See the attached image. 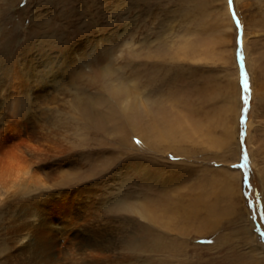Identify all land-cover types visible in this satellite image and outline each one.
Returning <instances> with one entry per match:
<instances>
[{"label": "rangeland", "instance_id": "obj_1", "mask_svg": "<svg viewBox=\"0 0 264 264\" xmlns=\"http://www.w3.org/2000/svg\"><path fill=\"white\" fill-rule=\"evenodd\" d=\"M0 130V264H264V0H0Z\"/></svg>", "mask_w": 264, "mask_h": 264}, {"label": "bare ground", "instance_id": "obj_2", "mask_svg": "<svg viewBox=\"0 0 264 264\" xmlns=\"http://www.w3.org/2000/svg\"><path fill=\"white\" fill-rule=\"evenodd\" d=\"M235 3H237V2H235ZM225 8H226V7H225ZM225 11H226V14H227V17H226V18H228L230 24H232L233 22H232V19H231L230 15H229L228 9L226 8ZM223 15H224V14H223ZM243 20H244V19H243ZM219 23H220V21H219ZM232 25H233V24H232ZM242 27H243V26H242ZM235 29H236V27H235ZM254 29H258V28H254ZM254 29H253V31H254ZM207 30H208V28H207ZM227 30H228V32L231 31V30L229 31V29H226V31H227ZM205 31H206V29H205ZM232 32H234L233 29H232ZM250 33H252V32H250ZM227 34H228V33H227ZM229 34H230V33H229ZM244 34H245V36H248L247 33L244 32ZM246 34H247V35H246ZM235 35H236V34H234V36H235ZM242 35H243V34H242ZM232 36H233V34H232ZM243 36H244V35H243ZM243 36H241V37H243ZM245 36H244V38L242 39V43H243V44L246 43V37H245ZM233 41H234V40H233ZM248 41H249V40H248ZM206 43H209V42L206 41ZM248 43H249V42H248ZM209 44H211V43H209ZM200 47H201V46H200ZM204 47H205V44H204ZM204 47H203V49H204ZM198 48H199V47H198ZM201 48H202V47H201ZM207 48H208V44H207V46H206V49H207ZM246 49H247V48H246ZM207 50H208V49H207ZM209 50H210V48H209ZM233 50H234V52H235V49H233ZM246 51H247V50H246ZM203 53H204V52H203ZM203 53H202L201 55L205 56ZM206 53H207V52H206ZM206 53H205V54H206ZM246 53H247V52H246ZM246 53H245V55H246ZM199 55H200V54H199ZM246 56H248V55H246ZM249 57H250V56H249ZM200 58H201V56H199V59H200ZM202 58H203V57H202ZM205 59H206V58H205ZM245 61H246V60H245ZM235 65H236V63H235ZM236 66H237V65H236ZM249 67H251V65H250ZM250 69H251V68H250ZM236 70H237V68H236ZM252 76H253V75H252ZM253 78H254V77H253ZM252 84H253V83H252ZM253 86H254V84H253ZM253 86H252V88H253ZM174 90H175V89H174ZM177 90H178V89H177ZM252 90H253V89H252ZM159 91H160V90H159ZM168 91H169V90H168ZM152 92H153V91H152ZM179 92H180V91H179ZM252 92H254V93H255L254 95H256V92H255L254 90L251 91V95L253 94ZM170 93H171V92H170ZM145 94H146V93H145ZM165 95H166V94H165ZM165 95H164V96H165ZM10 96H11V95H10ZM13 96H14V94H13ZM162 96H163V93H162ZM14 97H15V96H14ZM165 97H166V96H165ZM168 97H169V96H168ZM168 97H167V98H168ZM172 97H173V96H172ZM252 97H253V96H252ZM9 98H10V97H9ZM169 98H170V97H169ZM174 98H175V97H174ZM142 99H143V100H144V99H147V97L145 98V96H144ZM15 100H16V99H15ZM166 100H168V99H166ZM170 100H171V98H170ZM172 100H173V99H172ZM160 101H161V99H160ZM162 101H163V100H162ZM162 101H161V102H162ZM10 102H11V101H10ZM148 102H149V101H148ZM155 102H157V101H155ZM158 102H159V100H158ZM164 102H166V101L164 100ZM164 102H163V103H164ZM167 102H168V101H167ZM172 102H173V101H172ZM14 103H15V102H14ZM153 103H154V102H153ZM159 103H160V102H159ZM159 103H157V105H158ZM163 103H162V105H163ZM169 103H171V102H169ZM12 104H13V100H12ZM151 104H152V103H150V105H151ZM160 104H161V103H160ZM186 104H187V103H186ZM230 104H231V103H230ZM14 105H15V104H14ZM157 105H155V107L160 111L161 109L158 108V107H160V106L157 107ZM164 105H165V104H164ZM164 105H163V106H164ZM163 106H161V107H163ZM165 106H166V105H165ZM170 106H171V105H170ZM170 106H169V107H170ZM253 106H254V105H253ZM14 107H15V106H14ZM147 107H148V106H147ZM153 107H154V105H153ZM167 107H168V106H167ZM197 107H198V106H197ZM231 107H232V106H231ZM233 107H234V105H233ZM156 108H153V109H156ZM164 109H165V108H164ZM164 109H163V110H164ZM166 109H167V108H166ZM252 109H254V108L252 107ZM197 110H198V109H197ZM147 111H150V110H147ZM152 111H153V110H152ZM155 111H156V110H155ZM166 111H167V110H166ZM168 111H169V110H168ZM171 111H172V110H171ZM192 111H193V110H192ZM199 111H200V110H199ZM157 112H158V111H157ZM164 112H165V111H164ZM164 112L161 113L162 118H163V117H166L168 114H169V115L171 114V113L166 112L167 115H162V114H165ZM169 112H170V111H169ZM172 112H173V111H172ZM197 112H198V111H197ZM89 113H90V112H89ZM152 113H153V112H152ZM152 113H150V114H152ZM154 113H155V112H154ZM154 113H153V114H154ZM87 114H88V113H87ZM87 114H86V115H87ZM93 114H94V113H93ZM93 114H92V115H93ZM95 114H96V113H95ZM150 114H149V115H150ZM153 114H152V115H153ZM156 114H157V113H156ZM156 114H154V115H156ZM158 114H159V112H158ZM181 114H182V113H181ZM199 114H200V112H199ZM199 114H198V116H199ZM238 114H239V113H238ZM250 114H251V111H250ZM250 114H249V116H250ZM147 115H148V114H147ZM149 115H148V116H149ZM251 116H253V115H251ZM150 117H151V116H150ZM155 117H158V116L156 115ZM167 117H168V116H167ZM173 117H174V116H173ZM175 117H176V116H175ZM175 117H174V118H175ZM194 117H195V116H194ZM202 117H203V116H202ZM205 117H206V116H205ZM207 117L210 119L209 115H207ZM147 118H148V117H146L145 119L147 120ZM162 118H161V119H162ZM174 118H173V119H174ZM180 118H181V117H180ZM149 119H150V118H148V120H149ZM153 119H154V118H153ZM158 119H160V118L158 117ZM165 119H166V118H164V120H165ZM175 119H177V117H176ZM175 119H174V120H175ZM209 119H207V120H209ZM156 120H157V119H156ZM156 120H155V121H156ZM179 120H180V119H179ZM185 120H186V119H185ZM190 120H191V119H190ZM202 120H203V119H202ZM211 120H212V119H211ZM167 121H168V120H167ZM176 121H177V120H176ZM203 121H204V120H203ZM203 121H202V122H203ZM215 121H216V120H215ZM254 121H255V120L252 119V118L247 119V121H246L247 134H249V133L251 132L250 130L253 129V127H254ZM152 122H154V120H153ZM152 122H151V123H152ZM172 122H173V121H172ZM204 122H205V121H204ZM212 122H213V121H212ZM216 122H217V121H216ZM216 122H215V123H216ZM140 123H142V122H140ZM145 123H146V122H145ZM154 123H156V122H154ZM154 123H152V124H154ZM160 123H162V121L159 122V125H160ZM180 123H182V121H181ZM180 123H179V124H180ZM183 123H185V121H184ZM210 123H211V122H210ZM213 123H214V122H213ZM152 124H150V125H152ZM166 124H167V123H166ZM168 124H169V123H168ZM185 124H186V123H185ZM222 124H223V122H222L221 125H219V126H222ZM255 124H256V123H255ZM13 125H14V123H13ZM159 125H157V126L160 127ZM182 125H183V124H182ZM182 125H181V126H182ZM202 125H203V124H202ZM206 125H207V124H206ZM208 125H209V124H208ZM210 125H211V124H210ZM210 125H209V126H210ZM214 125H215V124H214ZM146 126H147V125H146ZM184 126H185V125H184ZM191 126H192V125H191ZM228 126H229V125H228ZM148 127H149V125H148ZM158 127H157V128H158ZM173 127H175L174 124H173ZM204 127H205V126H204ZM223 127H224V125H223ZM7 128H8V127H7ZM12 128H13V127H12ZM12 128H11V129H12ZM14 128H15L14 130H15V132H16V129H17V128H16V127H14ZM135 128H136V127H135ZM178 128H179V127H178ZM184 128H185V127H184ZM215 128H216V126H215ZM136 129H137V128H136ZM150 129H151V127H150ZM182 129H183V127H182ZM187 129H188V128H187ZM207 129H208V127H207ZM225 129H230V128H226V127H225ZM140 130H141V129H140ZM143 130H144V129H143ZM152 130H153V127H152ZM170 130H171V129H170ZM209 130H210V132L213 131V130L211 131L210 127H209ZM253 130H254V129H253ZM0 131H2V130H0ZM162 131H163V130H162ZM176 131H177V130L175 129V132H176ZM178 131H179V130H178ZM182 131H184V130H182ZM237 131H238V130H237ZM3 132H4V131H3ZM185 132H186V131H185ZM150 133H151V132H150ZM164 133H165V132H164ZM172 133H173V132H172ZM179 133H180V132H179ZM183 133H184V132H183ZM251 133H252V132H251ZM7 134H8V133H7ZM16 134H17V133H16ZM18 134H19V133H18ZM20 134H21V133H20ZM170 134H171V133H170ZM198 134H199V132H198ZM206 134H208V133H206ZM212 134H213V133H212ZM225 134H226V133H225ZM252 134H253V133H252ZM3 135H4V134H3L2 132H0V138H1ZM160 135H161V134H160ZM172 135H173V134H172ZM209 135H210V137H211V134H209ZM209 135H208V137H209ZM237 135H238V134H237ZM253 135H254V134H253ZM9 136H10V135H9ZM145 136H146V135H145ZM214 136H215V135H214ZM214 136H213V137H214ZM221 136H222V135H221ZM224 136H225V135H224ZM149 137H150V136H149ZM170 137H171V136H170ZM184 137H186V136H184ZM206 137H207V136H206ZM222 137H223V136H222ZM225 137H226V136H225ZM225 137H224V138H225ZM247 137H249V136L247 135ZM15 138H16V136H15ZM196 138H197V137H196ZM199 138H201V135H200ZM204 138H205V137H204ZM214 138H215V137H214ZM214 138H213V139H214ZM252 138H253V137H252ZM181 139H182V138H181ZM183 139H184V138H183ZM187 139H188V137H187ZM191 139H192V138H191ZM211 139H212V138H211ZM219 139H220V138H219ZM230 139H231V138H230ZM150 140H151V139H150ZM185 140H186V139H185ZM194 140H195V139H194ZM208 140H209V138H208ZM214 140L217 141L216 139H214ZM252 140H253V139H252ZM14 141H15V140H14ZM153 141H154V140H153ZM186 141H187V140H186ZM211 141H212V140H211ZM224 141H225V140H224ZM247 141H248V138H247ZM167 142H168V141H167ZM188 142H189V141H188ZM209 142H210V141H209ZM212 142H213V141H212ZM212 142H210V143H212ZM222 142H223V141H222ZM222 142H221V143H222ZM228 142H229V141H228ZM148 143H149V142H148ZM219 144H220V143H219ZM253 144H254V143H253ZM159 145H160V144H159ZM163 145H164V144H163ZM163 145H162V146H163ZM180 145H181V144H180ZM230 145H231V143H230ZM249 145H250V144H249ZM255 145H256V144H255ZM176 146H177V145H176ZM228 146H229V145H228ZM250 146H251V145H250ZM146 147H147V146H146ZM172 147H173V146H172ZM230 147H231V146H230ZM259 147H260V145H259ZM259 147H258V148H259ZM261 147H262V146H261ZM166 148H168V146H167ZM182 148H183V147H182ZM148 149H149V148H148ZM173 149H174V148H173ZM175 149H176V148H175ZM180 149H181V148H180ZM184 149H185V148H184ZM165 150H166V149H165ZM165 150H164V151H165ZM178 150H179V148L176 149V152H177ZM182 150H183V149H182ZM12 151H13V150H12ZM14 151H15V150H14ZM17 151L20 152L19 157H21V151H20V150H17ZM184 151H185V150H184ZM256 151H257V150H255V152H256ZM15 152H16V151H15ZM18 152H17V153H18ZM29 152H30V151H29ZM31 152H33V151H31ZM253 152H254V151H253ZM259 152H260V151H259ZM17 153H16V154H17ZM158 153H159V152H158ZM13 154H14V153H13ZM18 154H19V153H18ZM30 154H31V153H30ZM168 154H169V153H168ZM179 154H180V153H179ZM182 154H183V153H182ZM237 154H238V152H237ZM14 155H15V154H14ZM23 155H24V154H23ZM254 155H255V154H254ZM254 155H253V156H254ZM257 155H259V153H258ZM178 156H179V155H178ZM251 156H252V155H251ZM255 156H256V155H255ZM263 156H264V155H263ZM20 159H24L23 161H25L26 158H20ZM30 159H31V158H30ZM255 159H256V158H254V160H255ZM28 160H29V159L27 158L26 161H28ZM262 160H263V159H262ZM8 161H10L9 164H4V163L0 164V179L2 180V183H4V184H6V183H8V184H16V182L18 181V183L20 182V183L25 184L26 182H28V180H29V181L31 180V181H33V182H35V181H38V182H39V176H40V175L38 174V175H39V176H38L37 174H33V173L31 174L30 172H28V173H30V176H26V177L24 176L22 179H20V178H19V173H20V171H21V168H23V167L25 166L24 163H23V162H18L19 159H18V161H16L13 157H10V158L8 159ZM30 161H31V160H29L28 162H30ZM31 162H32V161H31ZM31 162H30V163H31ZM263 162H264V161H263ZM6 163H7V162H6ZM228 163H229V162H228ZM256 163H257V161H256ZM29 166H31V165H29ZM162 166H163V165H162ZM162 166H161V167H162ZM262 166H264V165H262ZM166 168H167V167H166ZM166 168H165V169H166ZM145 169H146V168H145ZM260 169H261V168H260ZM228 170H229V169H228ZM228 170H227V171H228ZM236 170H237V169H236ZM159 171H160V169H159ZM162 171H163V170H162ZM227 171H226V172H227ZM230 171H231V170H230ZM23 172H24V171H23ZM34 172H35V171H34ZM38 172H39V171H38ZM144 172H145V171H144ZM228 172H229V171H228ZM231 172H232V171H231ZM231 172H230V173H231ZM234 172H236V171H234ZM234 172H233V175H234ZM261 172H262V171H261ZM147 173H148V172H147ZM166 173H167V172H166ZM262 173H264V171H263ZM25 174H26V173H25ZM157 174H158V173H157ZM223 174H224V173H223ZM237 174H238V172L235 173V175H237ZM240 174H241V173H240ZM148 175H149V174H148ZM163 175H165V174H163ZM228 175H229V174H228ZM230 175H232V174H230ZM230 175H229V176H230ZM235 175H234V176H235ZM262 175H263V174H262ZM262 175H261V176H262ZM174 176H175V175H174ZM226 176H227V174H226ZM234 176H233V177H234ZM35 177H36V178H35ZM160 177H163V176H160ZM172 177H173V176H172ZM184 177H185V176H184ZM231 177H232V176H231ZM235 177H236V176H235ZM181 178H182V177H181ZM237 178H238V177H237ZM239 178H240V177H239ZM159 179H160V178H159ZM261 179H262V178H261ZM146 180H147V179H146ZM168 180H169V179H168ZM231 180H233V179H231ZM234 180H235V179H234ZM238 180H239V179H238ZM238 180H237V181H238ZM31 181H30V182H31ZM42 181H43V180H42ZM225 181H226L225 183H226V186H227V182H228L227 179H226ZM262 181H264V180H262ZM145 182H146V181H145ZM168 182H169V181H168ZM234 182H235V181H234ZM155 183H156V182H155ZM166 183H167V182H166ZM174 183H175V182H174ZM176 183H177V182H176ZM232 183H233V182H232ZM170 184H171V183H170ZM235 184H236V183H235ZM19 185H20V184H19ZM40 185H41V183H40ZM175 185H176V184H175ZM167 186H168V185H167ZM263 186H264V185H263ZM160 187H161V186H160ZM162 188H163V187H162ZM175 188H176V187H175ZM168 189H169V188H168ZM181 189H182V188H181ZM235 189H236V188H235ZM176 190H177V189H176ZM165 191H166V190H165ZM240 191H241V190H240ZM171 192H172V191H171ZM232 192H233V191H232ZM161 193H162V192H161ZM234 193H235V192H234ZM236 193H237V192H236ZM239 193H240V192H239ZM24 194H25V193H24ZM28 195H29V194H28ZM175 196H176V195H175ZM22 197H23V196H22ZM32 197H33V195H32ZM24 199H26V198H24ZM31 199L33 200V198H31ZM33 201H34V200H33ZM25 202H26V201H25ZM27 202H30V201H28V199H27ZM33 203H34V202H33ZM25 204H26V203H25ZM29 206H30V205L28 204V207H29ZM26 208H27V207H26ZM31 208H33V207L31 206ZM27 209H28V208H27ZM160 209H161V208H160ZM249 210H250V209H249ZM162 211H163V210H162ZM30 212H31V211H30ZM28 213H29V212H28ZM34 216H35V215H34ZM39 216H40V215H39ZM41 216H42V215H41ZM67 216H68V215H67ZM250 216H251V214H250ZM37 217H38V216H37ZM42 218H43V217H42ZM42 218H41V220H42ZM47 218H48V217H47ZM43 219H44V218H43ZM74 219H76V218H74ZM155 219H156V218H155ZM50 220H51V219H50ZM50 220H49V221H50ZM58 220H59V219H58ZM47 221H48V220H47ZM74 221H75V220H74ZM13 222H14V221H13ZM42 222H44V221H42ZM45 222H46V221H45ZM71 223H73V222H72V218H71ZM40 224H41V221H40ZM44 224H45V223H43V226H45ZM251 224H252V223H251ZM41 225H42V224H41ZM34 226H35V225H34ZM37 226H38V225H37ZM47 226L50 227V225H48V224H47ZM47 226H46V227H47ZM55 226H56V225H55ZM204 226H205V225H204ZM208 226H209V225H208ZM41 227H42V226H41ZM51 227H52V226H51ZM198 227H199V225H198ZM198 227H197V229H198ZM55 228H56V227H55ZM55 228H54V229H55ZM102 228H103V226H102ZM202 228H203V227H202ZM202 228H201V230H202ZM44 229H45V228H44ZM249 229H250V228H249ZM38 230H39V229H38ZM38 230H36V231L38 232ZM45 230H46V229H45ZM48 230H49V228H48ZM51 230H52V229H51ZM55 230H56V229H55ZM93 230H96V229L93 228ZM28 231H29V230H28ZM34 231H35V230H34ZM46 231H47V230H46ZM101 231H102V230H101ZM197 231H198V230H197ZM204 231H205V230H204ZM26 232H27V231H26ZM37 232H36V233H37ZM41 232H42V230L40 231V233H41ZM48 232H50V231H48ZM103 232H104V231H103ZM106 232H107V231H106ZM40 233H39V235L43 234V233H41V234H40ZM200 233H201V232H200ZM24 234H25V233H24ZM31 234H32V233H31ZM46 234H47V232H46ZM56 234H57V233H56ZM56 234H55V236H57ZM58 234H59V233H58ZM93 234H94V233H93ZM99 234H100V233H99ZM35 235H36V234H35ZM35 235H34V236H35ZM37 235H38V233H37ZM47 235H48V234H47ZM49 235H50V234H49ZM53 235H54V234H53ZM59 235H60V234H59ZM88 235H89V233L87 234V236H88ZM29 236H30V235H29ZM31 236H32V235H31ZM42 236H45V235H42ZM204 236H205V235H204ZM22 237H23V235H22ZM27 237H28V236H27ZM37 237H38V236H36V238H37ZM39 237H41V236H39ZM39 237H38V239H39ZM57 237H58V236H57ZM89 237H91V236H89ZM89 237H88V238H89ZM41 238H42V237H41ZM46 238H47V237H46ZM48 238H49V237H48ZM48 238H47V239H48ZM92 238H93V237H92ZM17 239H18V238H17ZM33 239H35V238H33ZM55 239H56V238H55ZM59 239H60V238H59ZM96 239H97V238H96ZM96 239H95V240H96ZM20 240H24V239H21V237H20ZM98 240H99V239H98ZM106 240H107V239H106ZM30 241H31V240H30ZM44 241H45V239H44ZM49 241H50V240H49ZM92 241H93V240H92ZM18 242H20V241H18ZM18 242H17V243H18ZM47 242H48V241H47ZM55 242H56V241H55ZM36 243H37V242H36ZM48 243H49V242H48ZM77 243H78V242H77ZM93 243H94V242H93ZM100 243H101V242H100ZM106 243H107V242H106ZM28 244H29V243H28ZM40 244H41V243H40ZM42 244H43V243H42ZM42 244H41V245H42ZM101 244H102V243H101ZM103 244H104V243H103ZM41 245H40V246H41ZM43 245H44V244H43ZM43 245H42V246H43ZM45 245H46V242H45ZM50 245H51V244H50ZM78 245H79V243H78ZM84 245H85V244H84ZM29 246H30V245H29ZM102 246H104V245H102ZM5 247H6V246H5ZM51 247H52V246H51ZM56 247H57V246H56ZM97 247H99V246H97ZM100 247H101V246H100ZM47 248H48V247H47ZM82 248H83V247H82ZM42 249H45V248H42ZM78 249H79V248H78ZM83 249H84V248H83ZM64 258H65V257H64ZM24 259H26V258H24ZM19 261H20V260H19ZM23 261H24V260H23ZM25 264H26V263H25ZM27 264H28V263H27ZM33 264H34V263H33Z\"/></svg>", "mask_w": 264, "mask_h": 264}, {"label": "snow or ice", "instance_id": "obj_3", "mask_svg": "<svg viewBox=\"0 0 264 264\" xmlns=\"http://www.w3.org/2000/svg\"><path fill=\"white\" fill-rule=\"evenodd\" d=\"M231 2H232V0H229V3H231ZM248 91H249V88H248L247 78H245V80H244V92L247 93ZM244 103L245 104L248 103V96L247 95L244 97ZM247 159H248V157H247V155H245L244 156L245 162H247ZM262 218H264V217H262ZM262 236H264V234H262Z\"/></svg>", "mask_w": 264, "mask_h": 264}]
</instances>
